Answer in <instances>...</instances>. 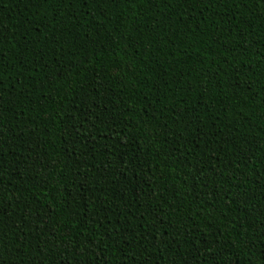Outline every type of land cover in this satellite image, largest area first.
Here are the masks:
<instances>
[{
  "label": "trees",
  "instance_id": "1",
  "mask_svg": "<svg viewBox=\"0 0 264 264\" xmlns=\"http://www.w3.org/2000/svg\"><path fill=\"white\" fill-rule=\"evenodd\" d=\"M0 264H264V0H0Z\"/></svg>",
  "mask_w": 264,
  "mask_h": 264
}]
</instances>
